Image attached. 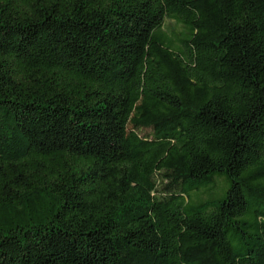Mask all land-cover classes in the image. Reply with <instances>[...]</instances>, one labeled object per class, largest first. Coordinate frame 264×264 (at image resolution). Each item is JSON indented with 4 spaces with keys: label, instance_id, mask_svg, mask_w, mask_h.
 <instances>
[{
    "label": "trees",
    "instance_id": "obj_1",
    "mask_svg": "<svg viewBox=\"0 0 264 264\" xmlns=\"http://www.w3.org/2000/svg\"><path fill=\"white\" fill-rule=\"evenodd\" d=\"M0 264H264V0H0Z\"/></svg>",
    "mask_w": 264,
    "mask_h": 264
},
{
    "label": "rangeland",
    "instance_id": "obj_2",
    "mask_svg": "<svg viewBox=\"0 0 264 264\" xmlns=\"http://www.w3.org/2000/svg\"><path fill=\"white\" fill-rule=\"evenodd\" d=\"M181 30V28L179 26H177L174 22L172 21H166L164 23V31L166 33H170L171 31L172 32H179ZM224 186L225 187V184H222L221 183V187Z\"/></svg>",
    "mask_w": 264,
    "mask_h": 264
}]
</instances>
